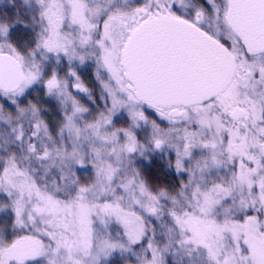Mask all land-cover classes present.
Wrapping results in <instances>:
<instances>
[{
	"label": "snow or ice",
	"instance_id": "snow-or-ice-1",
	"mask_svg": "<svg viewBox=\"0 0 264 264\" xmlns=\"http://www.w3.org/2000/svg\"><path fill=\"white\" fill-rule=\"evenodd\" d=\"M0 264H264V0H0Z\"/></svg>",
	"mask_w": 264,
	"mask_h": 264
},
{
	"label": "rangeland",
	"instance_id": "rangeland-1",
	"mask_svg": "<svg viewBox=\"0 0 264 264\" xmlns=\"http://www.w3.org/2000/svg\"><path fill=\"white\" fill-rule=\"evenodd\" d=\"M92 71H94L93 69H89V73H91ZM89 86H91V85H89ZM54 119H55V117H53ZM159 168V165L157 166V168L156 169H158ZM151 171H152V173L155 175L156 174V172H157V170H155V169H151ZM161 178H163V177H161Z\"/></svg>",
	"mask_w": 264,
	"mask_h": 264
},
{
	"label": "trees",
	"instance_id": "trees-1",
	"mask_svg": "<svg viewBox=\"0 0 264 264\" xmlns=\"http://www.w3.org/2000/svg\"><path fill=\"white\" fill-rule=\"evenodd\" d=\"M157 166H158V165L154 166L152 169H155V170H157V169H156V168H157ZM172 179H174V177H172Z\"/></svg>",
	"mask_w": 264,
	"mask_h": 264
}]
</instances>
